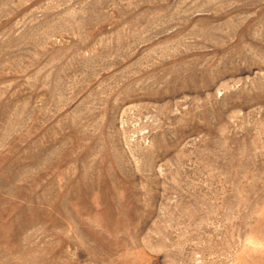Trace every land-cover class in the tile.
Returning <instances> with one entry per match:
<instances>
[{
  "label": "rangeland",
  "instance_id": "374dc122",
  "mask_svg": "<svg viewBox=\"0 0 264 264\" xmlns=\"http://www.w3.org/2000/svg\"><path fill=\"white\" fill-rule=\"evenodd\" d=\"M0 264H264V0H0Z\"/></svg>",
  "mask_w": 264,
  "mask_h": 264
}]
</instances>
